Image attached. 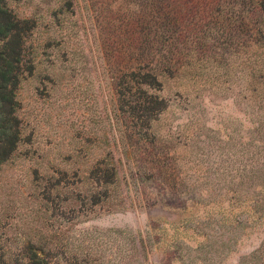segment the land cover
I'll use <instances>...</instances> for the list:
<instances>
[{
    "label": "rangeland",
    "instance_id": "374dc122",
    "mask_svg": "<svg viewBox=\"0 0 264 264\" xmlns=\"http://www.w3.org/2000/svg\"><path fill=\"white\" fill-rule=\"evenodd\" d=\"M261 1L9 2L35 71L0 264H264Z\"/></svg>",
    "mask_w": 264,
    "mask_h": 264
},
{
    "label": "trees",
    "instance_id": "16d2710c",
    "mask_svg": "<svg viewBox=\"0 0 264 264\" xmlns=\"http://www.w3.org/2000/svg\"><path fill=\"white\" fill-rule=\"evenodd\" d=\"M10 1L0 0V166L12 158L21 140L17 90L22 79L35 71L32 60L28 59L27 43L36 29V22L19 18L10 7ZM253 9L264 13V0L255 2ZM139 84L151 85L147 80Z\"/></svg>",
    "mask_w": 264,
    "mask_h": 264
}]
</instances>
